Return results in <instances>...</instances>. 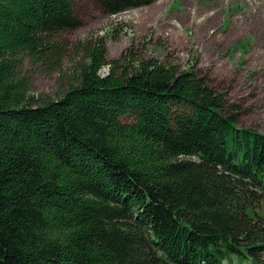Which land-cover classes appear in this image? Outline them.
<instances>
[{"label": "trees", "instance_id": "trees-1", "mask_svg": "<svg viewBox=\"0 0 264 264\" xmlns=\"http://www.w3.org/2000/svg\"><path fill=\"white\" fill-rule=\"evenodd\" d=\"M79 24L74 0H0V264H264V133L208 77L99 37L31 94L23 56L61 66Z\"/></svg>", "mask_w": 264, "mask_h": 264}, {"label": "rangeland", "instance_id": "rangeland-1", "mask_svg": "<svg viewBox=\"0 0 264 264\" xmlns=\"http://www.w3.org/2000/svg\"><path fill=\"white\" fill-rule=\"evenodd\" d=\"M74 1L80 24L58 37L68 50L62 65L51 68L23 56L21 69L36 98H57L68 89L83 47L103 37L109 60L132 50L200 72L225 94V111L238 114L239 125L264 133V0H153L116 14L100 0ZM109 70L107 64L102 75Z\"/></svg>", "mask_w": 264, "mask_h": 264}, {"label": "water", "instance_id": "water-1", "mask_svg": "<svg viewBox=\"0 0 264 264\" xmlns=\"http://www.w3.org/2000/svg\"><path fill=\"white\" fill-rule=\"evenodd\" d=\"M101 73H102V71H101Z\"/></svg>", "mask_w": 264, "mask_h": 264}]
</instances>
